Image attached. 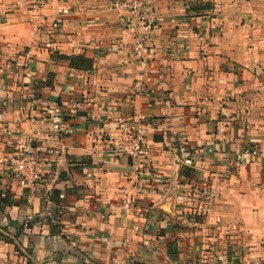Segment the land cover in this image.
I'll return each instance as SVG.
<instances>
[{"label": "crops", "instance_id": "obj_1", "mask_svg": "<svg viewBox=\"0 0 264 264\" xmlns=\"http://www.w3.org/2000/svg\"><path fill=\"white\" fill-rule=\"evenodd\" d=\"M145 13L147 65L109 0H0V161L28 137L43 156L33 189L0 164V264H264V0ZM119 116L146 133L140 175Z\"/></svg>", "mask_w": 264, "mask_h": 264}, {"label": "built area", "instance_id": "obj_2", "mask_svg": "<svg viewBox=\"0 0 264 264\" xmlns=\"http://www.w3.org/2000/svg\"><path fill=\"white\" fill-rule=\"evenodd\" d=\"M109 1L114 9L122 10L130 16V21L125 29L137 35L134 53L143 65H147L152 33L156 30V25L153 21L145 18V11L153 0ZM140 28L143 30L142 32L139 31ZM116 125L120 134L115 147L116 155L129 159L133 164L135 173L142 174L149 165L151 155L145 131L139 128V124L124 116L117 118ZM42 157V153L34 145V139L28 137L20 140L16 152L2 159L0 164L5 172L18 177L23 188L33 189L42 179L40 170ZM133 201L134 199L130 200L131 203Z\"/></svg>", "mask_w": 264, "mask_h": 264}, {"label": "trees", "instance_id": "obj_3", "mask_svg": "<svg viewBox=\"0 0 264 264\" xmlns=\"http://www.w3.org/2000/svg\"><path fill=\"white\" fill-rule=\"evenodd\" d=\"M212 9L213 6L211 4H204L200 7H197L195 10L199 12L200 11L208 12ZM54 58L68 62L70 67L73 69H77L81 71H91L94 68V61L83 56H64L60 54H56V55L54 54ZM1 203L6 205L9 203V201L7 200V198H4L1 200ZM0 240H4L7 243H12V241L3 234H0ZM17 249L18 251L20 250L19 247Z\"/></svg>", "mask_w": 264, "mask_h": 264}]
</instances>
